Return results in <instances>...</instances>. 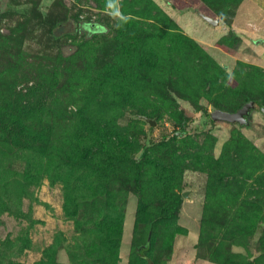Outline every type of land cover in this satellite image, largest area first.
Listing matches in <instances>:
<instances>
[{"label": "trees", "instance_id": "obj_1", "mask_svg": "<svg viewBox=\"0 0 264 264\" xmlns=\"http://www.w3.org/2000/svg\"><path fill=\"white\" fill-rule=\"evenodd\" d=\"M95 1L101 5L96 8L105 9L102 5H106L109 9L107 21L79 15L70 19L64 11L44 15L35 7L27 15L24 30L38 43L44 42L46 50L53 49L64 37H81L76 46L82 52L81 68L75 73L81 81V95L76 102L83 104L76 118L68 119L74 128L63 129L62 141L57 143L63 147L54 148L48 132L51 108L47 110L43 103L31 99L0 101V141L4 148L0 159V210H19V200L10 186L17 183L22 189L20 178L36 181L37 177L30 168L15 171L3 159L36 152L41 163L49 161L51 181L64 185L67 217L75 221L78 230L93 234L90 244L77 248L79 254L73 253L81 264H119L123 197L128 190L140 197L135 257L139 264H159L156 242L164 237L165 250L172 252L175 234L183 232L176 220L182 196L171 190L178 187L172 178L180 180L186 169L198 170L207 174V182L197 257L218 264H264V151L238 128L218 157L202 145H195L199 149L195 152L189 146L181 149L171 145L170 149L165 136L141 144L145 131L137 125L145 121L129 120L130 125L121 122L125 110L157 120L168 115L181 127L182 135H187V117L178 108V97L198 108L201 99L215 109L230 112L249 101L264 108V69L239 61L230 73L155 0H113V7H109V0ZM165 1L182 13L203 4L230 23L244 0ZM38 30L42 32L38 34ZM13 41L23 46L27 42L23 34L14 40L10 32L0 31V67L1 60L4 65L25 61L23 49L15 48ZM239 42V35L229 31L217 45L235 53ZM62 53L58 60L64 58ZM67 57L73 62L72 56ZM54 74L56 79L60 77L58 70ZM73 79L64 82L61 90L72 89ZM8 88L0 87L6 91ZM36 91L33 89L28 96L34 97ZM178 136L177 132L173 139ZM207 136L213 147L216 137ZM111 185L118 186V193L110 189ZM144 197L157 211H145L148 201ZM252 247L261 254L252 258ZM56 254L58 251L45 254L36 264H63ZM86 258H90L88 262ZM0 264L6 262L0 258Z\"/></svg>", "mask_w": 264, "mask_h": 264}, {"label": "rangeland", "instance_id": "obj_2", "mask_svg": "<svg viewBox=\"0 0 264 264\" xmlns=\"http://www.w3.org/2000/svg\"><path fill=\"white\" fill-rule=\"evenodd\" d=\"M155 1L170 15L177 13L180 18L174 19L184 27L185 32L201 41L208 53L225 66L230 73L234 71L239 61L264 69V43H256L257 40L264 39V0H244L235 10L234 16L230 18V23L215 16L203 4H198L186 14H181L182 11L165 0ZM184 2L181 0V3ZM94 5L96 6L93 7ZM102 6L105 9L96 8L101 5H97L95 0H0V31L10 32L14 40L15 37L20 39L23 34V39L27 40L24 46L17 44L16 41L12 42L15 48L19 46L20 49H23V57L26 59L22 64L14 65L13 62H7L4 65L1 60L0 87H9V91L0 89V101L11 103L17 98L31 99L43 103L47 110L51 108L50 118L52 120L48 132L55 143L54 148L63 147L62 143L57 144L62 141L63 129L74 128L72 120L68 119H75L76 111L83 104V102H76L81 95V81L77 79V73H75L81 68V48L76 50L81 37L78 35L64 37L61 42L54 45L53 49L46 50L44 42L38 43L32 35L28 34V30H24L27 15H31V11L35 7L44 15L64 11L70 19L79 15L81 18L93 20L104 18L103 20H105L107 15L110 16L109 9L106 5ZM196 9L220 18V26L208 25L195 13ZM229 31L239 35L240 42L235 48V53H228L217 45V41ZM41 32V30L37 31L38 34ZM62 51L65 53L64 58L58 60ZM45 52H51L53 57L39 56ZM69 55L73 57V62L69 61L67 57ZM17 60L20 58L17 57ZM57 70L60 77L56 79L54 73ZM72 76L75 78L72 89L62 91L63 83H68ZM33 89H37V91L31 98L28 95ZM177 104L179 110H184L187 117L185 128L189 134L182 135L181 127L166 115L163 119L157 120L155 126L145 120V123L137 125L145 131L140 138L141 144L146 143L147 140H161L165 136L166 141L170 143V149H172L171 145H176L181 149L189 146L188 148L195 152L199 150L195 145H202L206 149H211L212 154L218 157L231 133L235 128H238L264 151V113L259 106L254 107L248 116L249 124L241 125L213 120L210 113L215 108L206 99H201V108L195 107L190 100L182 97L177 98ZM123 116L121 122L124 124L130 125L132 121L128 123L129 120H143L132 111L125 110ZM205 116L207 117L206 123H204ZM177 132L179 138L174 140L173 135ZM208 134L214 135L217 139L213 147L211 146L212 141L210 142L208 139ZM186 141L188 145L185 144ZM2 152H4V148L0 141V159L4 155ZM31 155L27 153L21 158L17 154L16 158L11 157L8 160L6 157L3 159L6 164L10 163L15 171L24 172L30 168L32 171H36L37 177L36 181L20 178L22 189L17 183L10 186V191L15 194L16 201L19 200V210L13 207L0 210V258L6 264H36L45 254L49 255L58 251L56 255L59 262L81 264L80 258L74 256L73 253L79 254L77 248L90 244L93 241V234L85 230H78L75 221L67 217L65 211L66 190L62 182H52L49 178L47 172L49 161L44 159L41 163L38 155L36 158V152ZM40 168L43 170L40 171ZM174 182L178 184V187H173L171 190L175 195L181 194L182 196V207L176 220L177 225L183 227V232L175 234L172 252L165 250L164 237L156 242L155 254L160 256L159 264H218L197 257L196 245L205 202L207 174L198 170L186 169L180 180L172 178V183L174 184ZM0 184L3 186L2 183ZM111 188L118 193V186L111 185ZM184 193H187V197L184 196ZM144 198L148 201V203L145 202V211L147 213L157 211L149 198ZM123 200H125V204L122 206L124 220L118 263H136L138 260L135 257L136 250L133 243L137 236L135 235V225L140 197L136 191L128 190L125 192ZM257 237L258 234L255 238ZM235 249L245 252L243 248ZM250 251L253 256L261 254L253 247ZM89 259L86 258L85 261L88 262ZM139 263L140 261H138Z\"/></svg>", "mask_w": 264, "mask_h": 264}, {"label": "water", "instance_id": "obj_3", "mask_svg": "<svg viewBox=\"0 0 264 264\" xmlns=\"http://www.w3.org/2000/svg\"><path fill=\"white\" fill-rule=\"evenodd\" d=\"M195 12L198 15H200L202 19L211 26L218 27L220 25V18L208 15L199 9H196ZM256 43H261V40H257ZM254 106H255V102L249 101L245 103L240 109L234 112H230L222 109H215L214 111L211 112V118L215 121H225L230 123L238 122L241 125H248L249 124L248 116L252 112ZM260 110L264 113V108H261ZM138 117L147 121L152 126L157 125L156 118H151L146 115H138ZM184 196L187 197V193H184ZM256 256H258V254H255L252 258H255Z\"/></svg>", "mask_w": 264, "mask_h": 264}, {"label": "crops", "instance_id": "obj_4", "mask_svg": "<svg viewBox=\"0 0 264 264\" xmlns=\"http://www.w3.org/2000/svg\"><path fill=\"white\" fill-rule=\"evenodd\" d=\"M172 13H173V11H172ZM196 13V12H195ZM181 14H186V12H184V13H181ZM197 14V13H196ZM171 16H173L174 18H177V19H179L180 17H178L177 16V13H173V14H171ZM200 16V15H199ZM201 17V16H200ZM202 18V17H201ZM206 22V21H205ZM207 23V22H206ZM221 23V22H220ZM208 24V23H207ZM208 25H210V24H208ZM211 26V25H210ZM220 26V25H219ZM218 26V27H219ZM184 28V27H183ZM262 43V42H261Z\"/></svg>", "mask_w": 264, "mask_h": 264}, {"label": "clouds", "instance_id": "obj_5", "mask_svg": "<svg viewBox=\"0 0 264 264\" xmlns=\"http://www.w3.org/2000/svg\"><path fill=\"white\" fill-rule=\"evenodd\" d=\"M109 7H113V0H109ZM117 15H119L118 12H117Z\"/></svg>", "mask_w": 264, "mask_h": 264}, {"label": "flooded vegetation", "instance_id": "obj_6", "mask_svg": "<svg viewBox=\"0 0 264 264\" xmlns=\"http://www.w3.org/2000/svg\"><path fill=\"white\" fill-rule=\"evenodd\" d=\"M261 42L264 43V39H261ZM254 107H256V106H254ZM254 107H253V110H254ZM253 110H252V111H253ZM236 123H238V122H236Z\"/></svg>", "mask_w": 264, "mask_h": 264}]
</instances>
